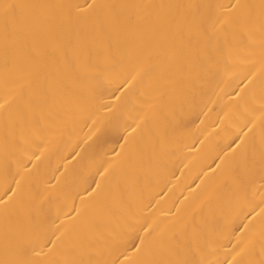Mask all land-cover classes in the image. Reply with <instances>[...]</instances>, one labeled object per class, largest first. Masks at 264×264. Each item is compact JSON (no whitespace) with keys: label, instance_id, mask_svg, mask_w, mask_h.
<instances>
[{"label":"bare ground","instance_id":"obj_1","mask_svg":"<svg viewBox=\"0 0 264 264\" xmlns=\"http://www.w3.org/2000/svg\"><path fill=\"white\" fill-rule=\"evenodd\" d=\"M0 264H264V0H0Z\"/></svg>","mask_w":264,"mask_h":264}]
</instances>
